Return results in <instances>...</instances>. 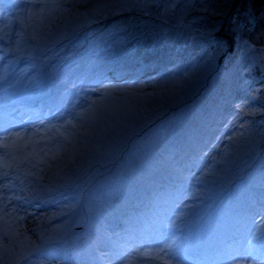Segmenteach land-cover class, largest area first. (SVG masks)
<instances>
[{"label": "rangeland", "instance_id": "374dc122", "mask_svg": "<svg viewBox=\"0 0 264 264\" xmlns=\"http://www.w3.org/2000/svg\"><path fill=\"white\" fill-rule=\"evenodd\" d=\"M236 1L63 0L33 39L27 18L51 0H0V125L23 135L8 157L0 137V173L5 159L10 163L0 181V264H152L151 256H133L160 252L161 242L170 257L156 264H182L186 236L205 226L213 239L197 241L201 264H222L221 246L230 238L208 217L236 188L254 194L242 219L234 220L240 210L223 201L218 216L264 240V215L252 212L255 198L264 199V33L260 17L243 21L247 13ZM231 7L237 21L226 25ZM236 23L247 27L230 46L219 35ZM17 42L23 55L14 51ZM61 88V98H53ZM192 98L200 102L184 113ZM183 136L189 145L196 136L207 149L178 153L188 145ZM206 136L212 138L205 143ZM175 161L185 168L163 192L161 183L177 173L170 171ZM131 191L134 203L122 204ZM143 197L157 208L171 203V233L144 242L153 237L146 223L131 250L122 232L128 223L114 221L111 209L116 201V215L129 213ZM254 254L259 261H244L240 251L226 264L264 262V247Z\"/></svg>", "mask_w": 264, "mask_h": 264}, {"label": "trees", "instance_id": "16d2710c", "mask_svg": "<svg viewBox=\"0 0 264 264\" xmlns=\"http://www.w3.org/2000/svg\"><path fill=\"white\" fill-rule=\"evenodd\" d=\"M234 6L237 9H239L240 12L247 13V14H244V16H243V18H244L243 21L246 20L245 21V22H247L246 24H248V21H250L251 19L254 18V17H251V15H250L251 13H253V15L256 16L257 18L260 17L259 27L261 25V34L264 33V0H237ZM231 10H232V7L230 8V10L228 12L227 17H226V15L223 16L225 18V24L226 25L228 23H232V22L234 23V21H237V19L233 21V16H235V15L233 14V16H232ZM249 17H251V18H249ZM100 21H101V19L99 20V22ZM246 24L244 26H242L241 23H236L233 26L236 28L225 27L223 32L219 35L220 39L226 41V43L230 46L233 45L235 38H238V35H240L241 33H243L245 31V30H243V32H241L240 28L246 29V27H247ZM257 28L254 30L255 32H256ZM262 39L264 40V36ZM98 42H95L94 46H99ZM98 53L102 54L103 51H98ZM32 65L37 72L43 71V67L41 66V64L39 62L32 63ZM254 70L256 72H259V69H254ZM70 73H71L70 67L67 66L66 67V75L68 77H70ZM70 80H71V78H69V81ZM65 83H66V80L61 82V85L64 87ZM38 88H39V86H38ZM39 90L41 91V89H39ZM61 90L63 91V88H61ZM54 92H57V90L53 91V93ZM62 94H63V92L62 93L57 92V94L53 98H61ZM260 98H261V102L259 101V104H261V103L264 104V90L261 93ZM199 99L195 100V98H192L191 102L188 101L187 106L183 110L184 113L188 112L191 109H194L196 107V105L200 102ZM55 105H56V103L50 102V108L54 107ZM263 110H264V108H263ZM216 165H218V162L216 163ZM199 175L200 174H198L196 176V174H195L196 182H198L197 177ZM237 178L238 177H235L232 179L235 180ZM207 181H209V180H204V183H206ZM185 190H187L189 193L188 187H186ZM238 190H240V191H238ZM137 192L138 191L136 190V193ZM229 195H230L229 200H234V202L231 203V205H237V207L242 205L241 207L237 208L239 210L245 207V201L247 200V198L252 197V195H250V188L249 189L236 188L235 190L230 191ZM139 196H141V195L139 194ZM135 198H136V195H135ZM137 200H138V202H137V205L135 206V209L129 212V215L132 217V219L130 220V222H132V223L130 224L129 221L127 222L129 230L122 231V232L127 233L129 236L131 235L130 236L131 239L128 241L129 247H130V245H132L131 243H133L136 239H138L140 231L145 228V224L148 223V221H150V223H151V224H149V226H151L153 228V233H152L153 237H149L148 239H146L145 237L140 238L144 242L153 241L154 239H156L154 241H158L160 232H162V236H165V235L171 233V230L166 229V228H168L167 223L158 222L152 217L154 214V211L151 212L150 208L153 205V201H151V200L149 201V199L147 197L137 198ZM221 201L226 202V198L224 196H222L220 199H218V201L216 203L214 202L215 206L213 204V207L210 209L211 213H210L208 219L210 221H212L214 226L219 224L222 227L221 232L230 238V240L227 241L225 244H223L221 246V248H222V252L233 253V254H227L229 256V258L225 257L222 254V264H226L228 262V260L233 258V257H236V259H237V257L240 256L239 255L240 247H242L244 249V253H242V254H244V256L247 257V259L250 258L252 261H256L253 258H251L250 256H251V254H253L255 257V254H254L255 251L257 249H261V245L258 243V241L261 240V233H256V234L250 233L248 231L249 229L245 230L244 228H240V227L238 228L237 224H234L232 228L228 227L225 223V220L221 219L220 216H218L223 211L222 208L217 207L221 203ZM241 203H243V204H241ZM168 204H170V203H168ZM162 205H163V208H158L160 210H155L157 215H166L168 218H171V214H170V210H171L170 206L171 205L167 206L166 203L162 204ZM263 205H264V202L262 203V207H263ZM155 208L157 209V207H155ZM206 210H208V208H206ZM119 216H121V214ZM145 217H147V218H145ZM112 219L114 221H120V219L118 220L115 217ZM233 219L235 220V218H233ZM117 228L118 229L120 228V226H118V224H117ZM236 228H238V229L236 230ZM234 229H235V232H234ZM242 230L245 234H242L243 233ZM252 235H256L258 240L252 241L251 240ZM188 237H190V236L188 235ZM199 238H206L209 241H211L213 239V235L210 231L199 232L196 236L190 237V240L192 243H187V242H185L186 240L183 241V239H182L183 245H181V249H180V252L178 254V259L179 260L183 259L182 264H184V263L198 264L199 262L197 259L199 258L201 260V257L203 254L199 251V248L197 246V241ZM250 243L252 245L251 247H250ZM240 245H242V246H240ZM130 249H131V247H130ZM236 251H238V252H236ZM197 253H198V257H197ZM192 258H196V259L191 260ZM256 259H257V257H256ZM236 261L241 262V258H239ZM244 261H246L245 258H244ZM207 264H214V263L209 262ZM259 264H264V262H262V263L259 262Z\"/></svg>", "mask_w": 264, "mask_h": 264}, {"label": "snow or ice", "instance_id": "6c2138e0", "mask_svg": "<svg viewBox=\"0 0 264 264\" xmlns=\"http://www.w3.org/2000/svg\"><path fill=\"white\" fill-rule=\"evenodd\" d=\"M63 4V0H51V4H42L40 6V11L38 13H32L29 14L28 16V26L33 29V36L32 38H36V33H38L39 30L43 29L45 24L48 22V18L52 16L54 11H58ZM0 41H3V35H0ZM9 51H13V49H9ZM14 51L21 53L23 55V51L20 47L19 42H17V47L14 49ZM0 59H3L2 56H0ZM4 77H0V82H2ZM71 121H68V124H71ZM66 127V125L64 126ZM56 132H59L60 129L56 128ZM14 131L13 128L8 127L6 125H0V137L3 138L4 140V148L8 151L5 152V157L12 156L13 153L11 152V148L15 147L17 142L23 139V135L20 131L16 130L14 135H10ZM49 131H52V129H49ZM4 171L0 173V181H4L5 178H7L10 173L8 171L10 167V163L8 159H5L3 165H2ZM5 207L7 205L5 204ZM252 241H257L258 238L256 235H252L251 237ZM258 243L261 245V247H264V240H259ZM250 243V247H251ZM161 251L160 252H148L143 249L136 250L133 260L137 256H151L152 257V264H156L157 260H167L170 257V252H169V245L161 242L160 245ZM247 259V257H245Z\"/></svg>", "mask_w": 264, "mask_h": 264}, {"label": "bare ground", "instance_id": "6f19581e", "mask_svg": "<svg viewBox=\"0 0 264 264\" xmlns=\"http://www.w3.org/2000/svg\"><path fill=\"white\" fill-rule=\"evenodd\" d=\"M50 60V59H49ZM68 64H70V65H72V63H71V60L68 62ZM77 70L75 69V71H74V74H76V76H79V72H77ZM228 86V85H227ZM57 90V92H63L62 90H58V89H56ZM225 90H227V88H224V89H222L221 91L223 92V91H225ZM230 90H228V92H229ZM234 91V90H233ZM56 92V93H57ZM235 92V91H234ZM63 94H64V92H63ZM219 96H220V94H219ZM218 96V97H219ZM217 97V99H219ZM218 104L220 105V103L218 102ZM214 106V105H213ZM32 107H37V106H32ZM221 115H223V114H221ZM227 119V116H226V114H224V116L221 118V120L219 121V125L218 126H220L221 128H223V124H222V121H225ZM192 123H194V122H192ZM214 137H216V136H219L218 134H214L213 135ZM183 140H185V142H186V144H188L189 143V140L190 139H188V137L187 136H183V137H181ZM212 138V137H211ZM211 138H209L208 136H206V137H203V138H201V141H204L205 143L208 141V140H210ZM191 139H193V142H192V145H186L187 147H185V148H182V149H178V153H180L181 152V150H185L186 148L187 149H189V152L191 153V154H194L195 156L197 155V154H202L203 153V151H205L206 149H202L203 148V145L204 144H201L200 143V139H198L196 136H191ZM177 140V139H176ZM210 143H211V141H210ZM62 151H64V150H62ZM163 153V152H162ZM196 158V157H195ZM175 164H176V166H173V165H171V169H170V171H172V170H177V173H176V175L174 176V177H169V178H167L166 180H164L162 183H161V185L163 186V188L164 189H162L163 190V192H164V190H166V189H173V186H170L169 185V182L171 181L170 180V178H175V177H177V175L185 168V166H183V165H180V164H182V163H180V162H178V161H175ZM55 172L56 173H58L59 175H60V170H59V168L58 169H55ZM186 175V174H185ZM56 175H54V177H55ZM159 181V180H158ZM172 182V181H171ZM172 184H173V182H172ZM139 191H141V190H139ZM238 191H240V190H238ZM244 191V190H243ZM132 192L133 191H131L130 193H128V194H126V199H125V202H121L122 204H124V205H132L133 203H134V198H133V196L131 195L132 194ZM229 193H230V191H228V193H227V198H226V202H227V204H230V206H234V208L236 209V208H238V207H241V206H238L237 207V205H231V203H229L230 201H229ZM250 195H254V194H250ZM153 198V197H152ZM153 200V199H152ZM138 201V200H137ZM118 202H120V200H118ZM248 202V201H247ZM252 202V201H251ZM253 202H256V200L255 201H253ZM114 203V205H113V207L115 206V204L117 205V202L116 201H114L113 202ZM158 202H155L154 200H153V205H152V207L150 208V211L151 212H153L154 211V213L155 214H153V218L156 220V221H158V222H162V223H169V221H170V218H168L166 215H157V213H156V211L155 210H160V209H156L155 208V204H157ZM170 203V202H169ZM171 204V203H170ZM241 204H243V203H241ZM169 204H167V206H168ZM113 207H112V209H111V212H112V214L114 215V217L116 218V219H122V221L123 222H128L129 220H130V215H129V213L128 212H122V214H121V216H119V215H116L115 214V212L113 211ZM117 208H119V209H121L119 206H116ZM247 213V212H246ZM107 214H109V213H107L106 212V215ZM239 214H243V211H239V212H236V215H239ZM235 215V216H236ZM172 216V215H171ZM244 222H246V220L244 219L243 220V222L241 221V223H244ZM148 224H151L150 222H148ZM245 225V224H244ZM247 225V224H246ZM216 227V229L217 230H219V231H222V227L218 224V225H216L215 226ZM238 228H239V225L237 226ZM147 228H150L151 229V226H149V225H147ZM205 228L209 231L210 230V228L209 227H207V226H205ZM238 228H236V230L238 229ZM245 230H247V229H249V226L248 227H243ZM206 229H200V231L201 232H205L206 231ZM249 230H251V229H249ZM248 230V231H249ZM234 232H235V229H234ZM133 235V234H132ZM131 236V235H130ZM186 241L185 242H187V243H192L191 242V240H190V237H187L186 236V239H185ZM216 244H218V242H216ZM240 246H242V245H240ZM239 246V247H240ZM236 252H238V251H236ZM235 252V253H236ZM222 254L225 256V257H227V258H229V256L227 255V254H233V253H225V252H222ZM197 257H198V253H197ZM251 258H253L254 260H256V261H258V259H256V256L254 257V255L253 254H251V256H250ZM196 258H192L191 260H195ZM198 260V262L199 263H201V260L198 258L197 259Z\"/></svg>", "mask_w": 264, "mask_h": 264}]
</instances>
